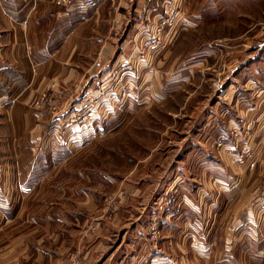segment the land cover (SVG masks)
Wrapping results in <instances>:
<instances>
[{"label":"rangeland","instance_id":"obj_1","mask_svg":"<svg viewBox=\"0 0 264 264\" xmlns=\"http://www.w3.org/2000/svg\"><path fill=\"white\" fill-rule=\"evenodd\" d=\"M5 1L9 4L10 0ZM3 2L0 0V11ZM85 2L53 0L55 13L73 9L86 15L85 19L79 17L85 23L71 21L65 26L64 40L68 41L62 51V34L55 39L59 41L53 50L55 58L67 60L70 75L56 61L54 74H37L35 92L27 99L23 93L15 101L22 104L13 108L0 102V121L10 114L17 121L11 124L6 118L0 123V170L4 168L0 190H5L8 174L10 182L12 164L17 161L16 175L21 173V179L16 182L30 185L16 188L20 196L34 187L43 191L52 182H75L87 196L95 195L102 203L103 211L88 215L80 232L97 237L102 218L131 213L128 205L136 202L132 197L140 207L143 194L151 203L164 196L162 204L155 202L157 212L170 205L171 195L181 198L182 194L171 191L161 195L177 172L178 189L186 188L184 202L191 204L190 195L196 198L198 188L202 197L197 196L198 210L207 208L203 216L207 218L198 213L197 252L189 249L182 234L164 233L159 216H154L148 230L150 243L174 244L176 247L168 249L182 261L179 264H264V71L257 72L264 52V0H177L173 5L172 0ZM177 9L179 15L170 20ZM143 11L150 32L158 25L162 31L153 39L155 46L143 48L147 53L139 55L133 47L141 39L137 31ZM28 19L20 22L24 32L30 28L32 20ZM58 25L56 22L54 28ZM129 63L131 68H127ZM107 75L111 78L103 86L102 78ZM208 108L216 113L213 119L221 132L219 140L213 143L211 139L205 145L201 144L204 134L197 133L211 127L205 124L206 115L202 117ZM33 133L38 135L36 142L31 139ZM197 145L213 147L211 158L226 167L229 162V173L239 175L244 184L241 195L236 192L227 197L220 191L214 211L204 201L211 191V174L221 178L227 173L204 167L205 157L189 151L200 147ZM30 146L48 150L38 155ZM16 148L22 153L16 154ZM243 148L251 153L245 164L238 161ZM146 179L152 183L143 193ZM159 185L163 189L158 190ZM226 211V218L215 216L216 230L210 231L211 217H221ZM186 220L179 222L184 226ZM207 229L210 232L202 234ZM152 234H157L155 241ZM153 251L144 256L135 252L129 264L137 258L157 264L158 254Z\"/></svg>","mask_w":264,"mask_h":264},{"label":"crops","instance_id":"obj_2","mask_svg":"<svg viewBox=\"0 0 264 264\" xmlns=\"http://www.w3.org/2000/svg\"><path fill=\"white\" fill-rule=\"evenodd\" d=\"M4 2L2 3L4 5L3 10L0 11V102H6L14 108L15 101L21 98L23 93L25 99H27L26 97L31 92V94L35 92L33 83L36 81L35 76L37 74L43 75L45 72L51 75L54 74L52 65L56 61H60L62 72H67L70 75L67 60L65 58L61 60L55 58L56 54L53 50L56 45L57 47L59 45L57 44L59 41L55 39L59 37V33L62 34V51L64 43L66 44L68 41L67 39L64 40L68 33V28L65 26L68 27L71 21H76V25L85 23L86 21L81 19H85L86 15L84 12L74 11L73 9H61L60 12L55 13L53 12L55 8L53 0H14L13 4H10L11 0L9 4L5 0ZM22 12H26L28 15L24 16L25 13L21 14ZM80 15H83V18H79ZM26 17L32 21L30 20V28L24 32L20 27V22L25 20ZM56 22L59 25L54 28ZM44 46L46 48L45 53H42L40 49L43 50ZM260 56L264 58V52ZM263 58L259 63V67H257V72L264 71V62L261 63L264 60ZM20 104L22 103L16 106ZM225 110H221V113ZM204 113L202 117L206 115L203 117L206 118L204 120L205 124L209 123L211 127L206 126V130L204 129L197 134H204L201 137V141H203L201 144L207 145L212 141L211 139H213V143L215 140H219L218 136L221 130H219L220 127L218 128V121L215 122L213 119L216 115L213 108H208ZM6 118L10 120L11 124L17 122L15 117L10 114V116H4L0 123L4 122ZM213 125L216 127L214 135ZM72 126L71 124L70 130ZM215 135H217L216 139ZM33 136L34 138L31 137V139L36 142L38 135L33 133ZM15 139L17 140V137ZM197 146L200 147L189 151L195 154L199 153V155L205 157L204 167L211 168L212 172L220 171L223 173L225 171L227 173V177L221 178H215L217 176L214 177L211 174L214 181L211 182V191H206L208 194L205 196L204 201L212 206L214 211L216 195L220 191L227 197H232L236 192L241 195V193H244V190L240 191L244 184L239 175L236 178V176L230 174L229 162H226V167L219 160L211 158L215 155L213 147ZM30 147L31 152H38V155L45 154L44 152L48 150L45 147L38 150L33 146ZM14 151L16 154L22 153L17 148ZM254 155L257 156V148L254 149ZM12 166L13 168L9 166L10 171L13 172L10 175V182H7L8 174L6 181L3 183L5 190L3 192L0 190V264H129L135 252L140 256H144L151 253V250H154L153 254H158L155 257L157 258V264L181 263V260L177 258V261L172 255L171 252L173 251L168 249L176 247L174 244L168 247L162 241L158 246L156 242L155 245L150 243L147 235L154 216H159L160 221L158 224H163L164 233L167 235L173 234L174 236L182 234L189 241V249L197 252L198 213H202V219L207 218L203 217L205 216L206 210L204 209L206 207L202 210L200 208V211L198 210L197 196L200 200L202 199L197 193L198 188L195 189L196 198L189 194L191 204L184 202L182 197L185 194L182 192H186V188L185 190L178 189L179 183L176 179L179 175L177 172H174L175 177L170 182L169 187L163 189L161 187L163 185H159L158 190L163 189L161 195H163V191L166 193L171 191L177 195L182 194L181 198L171 195L168 198L170 202L172 200L170 205H167V199L164 200L167 201L164 203L167 208L163 206V209L157 212L155 202L162 204L164 196L151 203V199L143 194L152 183L146 179L144 180L145 184L142 185L145 190L141 195L142 197H139L140 202L138 204L141 205L140 207L137 206L138 199L132 197L131 201L136 200V202L129 205L127 203L128 208L131 209L129 215L122 212L119 217H112L111 215L110 220L102 218L104 221L101 226V235L86 237L80 232L89 219L88 215L92 217L103 211L99 197L95 195L87 196L83 186H77L78 184L69 182V180L52 182L53 184L51 183L49 186L45 185L46 188L43 191H41L42 188L36 191L37 188L34 187L33 191L30 189L29 194L20 196V191L16 188L30 185L23 183V186H21L22 181L16 182L21 179V173L17 176L18 169L15 167L19 166V162H15ZM25 181L34 184L30 179ZM217 181L219 184H217ZM72 183L74 185H71ZM182 187L185 186L182 185ZM116 210L118 211L117 208ZM187 212L189 216L186 215ZM183 213H185L184 216ZM226 214L222 212L221 217L218 214L211 217V221L213 219L215 223L212 221L210 231L215 232L216 220L226 218L229 215ZM215 216H218V218ZM181 218L187 219L184 226L179 222ZM210 231L207 229L202 231V234ZM170 241L181 244V242L174 239Z\"/></svg>","mask_w":264,"mask_h":264},{"label":"built area","instance_id":"obj_3","mask_svg":"<svg viewBox=\"0 0 264 264\" xmlns=\"http://www.w3.org/2000/svg\"><path fill=\"white\" fill-rule=\"evenodd\" d=\"M93 2V0H86V5H91ZM177 0H172V5L175 3L176 4ZM145 10V9H144ZM143 13L144 11L142 12V21H141V28H140V32L137 31V34H141V39L140 41H136L134 47H133V51H138L136 54H139V55H142L143 53L146 54L147 52L144 51L143 48H151V47H154L155 44L153 43V39L155 38L156 35H158L159 33H161L162 29L160 28V26H156L153 30L155 31H151L150 32V26L148 24H144V19L147 18L148 16L145 14L143 16ZM146 13V12H145ZM179 15V11L178 9L176 11H172V14L169 15L170 16V20L171 19H174ZM172 23V21H171ZM173 24V23H172ZM152 30V29H151ZM153 32V33H152ZM171 32V30H170ZM154 44V46H153ZM142 48V50H141ZM138 49V50H137ZM146 49V50H148ZM139 55H136L135 57H138L139 58ZM130 61L132 62V60L130 59ZM132 64L129 63L128 64V67L127 68H131ZM126 68V69H127ZM128 70V69H127ZM130 71V70H129ZM131 75V74H130ZM113 77V76H112ZM111 78L110 75H107L106 77L102 78V85L104 86L103 82L105 83V81H107V79ZM237 137V136H236ZM236 141H239L237 140L236 138ZM242 152L241 153H238V161L241 163V164H245L246 163V160H247V156L251 155V153L249 152V150L247 151V149L243 148L241 149ZM2 166V165H1ZM4 169V168H3ZM3 169L0 170V174L3 175ZM152 240L155 241L156 238H157V234H152ZM147 262L146 258L143 259V258H137L136 262L134 264H145L144 263Z\"/></svg>","mask_w":264,"mask_h":264},{"label":"bare ground","instance_id":"obj_4","mask_svg":"<svg viewBox=\"0 0 264 264\" xmlns=\"http://www.w3.org/2000/svg\"><path fill=\"white\" fill-rule=\"evenodd\" d=\"M141 58H142V56H141Z\"/></svg>","mask_w":264,"mask_h":264}]
</instances>
